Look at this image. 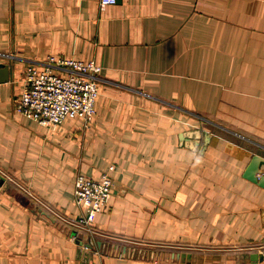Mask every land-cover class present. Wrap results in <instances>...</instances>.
<instances>
[{"label": "crops", "instance_id": "0c3cea01", "mask_svg": "<svg viewBox=\"0 0 264 264\" xmlns=\"http://www.w3.org/2000/svg\"><path fill=\"white\" fill-rule=\"evenodd\" d=\"M49 54L102 66L90 124L17 110ZM0 61V264H263L264 0H0ZM111 165L88 234L76 178Z\"/></svg>", "mask_w": 264, "mask_h": 264}, {"label": "built area", "instance_id": "2783aa9c", "mask_svg": "<svg viewBox=\"0 0 264 264\" xmlns=\"http://www.w3.org/2000/svg\"><path fill=\"white\" fill-rule=\"evenodd\" d=\"M117 2L101 0V7L106 9ZM101 71L102 66L94 60L49 54L26 67L16 108L48 126H57L68 117H80L90 124L97 113ZM112 169L114 165L99 179L83 173L76 178L75 198L81 209L76 224L83 230L92 231L98 213L108 206L114 185Z\"/></svg>", "mask_w": 264, "mask_h": 264}, {"label": "water", "instance_id": "95a60500", "mask_svg": "<svg viewBox=\"0 0 264 264\" xmlns=\"http://www.w3.org/2000/svg\"><path fill=\"white\" fill-rule=\"evenodd\" d=\"M10 76H11L10 64L3 62V61H0V82L8 81L10 79ZM199 132H200L199 130L195 131V133H199ZM206 135L208 137L210 136V134L208 132H206ZM261 162H262V158L260 156L256 155L249 165L247 174H248V177L254 181H258L256 179V175H257L258 171L261 170V167H260ZM260 183L263 184L264 183L263 180L260 181ZM88 245L91 246V244H88Z\"/></svg>", "mask_w": 264, "mask_h": 264}, {"label": "rangeland", "instance_id": "374dc122", "mask_svg": "<svg viewBox=\"0 0 264 264\" xmlns=\"http://www.w3.org/2000/svg\"><path fill=\"white\" fill-rule=\"evenodd\" d=\"M103 175V174H102ZM101 175V176H102ZM101 178V177H100ZM113 187H114V185H113ZM75 190H76V188H75ZM110 200V199H109ZM79 218V217H78ZM75 224H76V222H75ZM76 226L80 229V230H82L83 232H86V233H88V234H91V233H93V234H97V232H96V229H95V226H94V224H93V226H92V228H93V230L92 231H86V230H83L82 228H80L77 224H76Z\"/></svg>", "mask_w": 264, "mask_h": 264}]
</instances>
